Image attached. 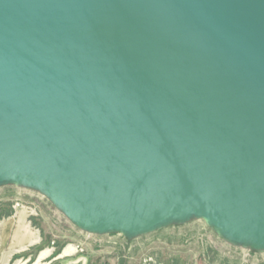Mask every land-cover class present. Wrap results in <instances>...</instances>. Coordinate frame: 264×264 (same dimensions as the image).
I'll use <instances>...</instances> for the list:
<instances>
[{
	"label": "water",
	"instance_id": "95a60500",
	"mask_svg": "<svg viewBox=\"0 0 264 264\" xmlns=\"http://www.w3.org/2000/svg\"><path fill=\"white\" fill-rule=\"evenodd\" d=\"M9 178L96 231L264 242V0H0Z\"/></svg>",
	"mask_w": 264,
	"mask_h": 264
},
{
	"label": "rangeland",
	"instance_id": "374dc122",
	"mask_svg": "<svg viewBox=\"0 0 264 264\" xmlns=\"http://www.w3.org/2000/svg\"><path fill=\"white\" fill-rule=\"evenodd\" d=\"M26 231L37 243L23 248ZM67 247L77 255L60 258ZM263 249L264 242L232 235L201 213L138 231H96L73 221L44 189L0 182V264H264Z\"/></svg>",
	"mask_w": 264,
	"mask_h": 264
},
{
	"label": "crops",
	"instance_id": "0c3cea01",
	"mask_svg": "<svg viewBox=\"0 0 264 264\" xmlns=\"http://www.w3.org/2000/svg\"><path fill=\"white\" fill-rule=\"evenodd\" d=\"M37 243L36 241V237L34 233H30L28 231H26L25 237L18 242V244L20 245V247L22 246L23 248H27V247H31L33 245H35ZM77 248L76 247H67L65 248L62 253L59 255L60 258H70L73 256L77 255ZM51 255V254H49Z\"/></svg>",
	"mask_w": 264,
	"mask_h": 264
},
{
	"label": "bare ground",
	"instance_id": "6f19581e",
	"mask_svg": "<svg viewBox=\"0 0 264 264\" xmlns=\"http://www.w3.org/2000/svg\"><path fill=\"white\" fill-rule=\"evenodd\" d=\"M246 241V240H245ZM264 250V249H263ZM40 259V258H39ZM41 260V259H40Z\"/></svg>",
	"mask_w": 264,
	"mask_h": 264
}]
</instances>
